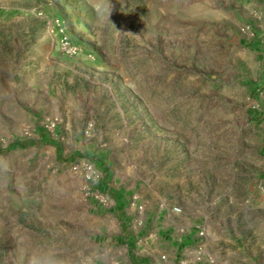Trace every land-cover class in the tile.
I'll return each instance as SVG.
<instances>
[{
    "label": "rangeland",
    "instance_id": "rangeland-1",
    "mask_svg": "<svg viewBox=\"0 0 264 264\" xmlns=\"http://www.w3.org/2000/svg\"><path fill=\"white\" fill-rule=\"evenodd\" d=\"M261 12L0 0V264L95 263L104 177L195 230L205 264H264Z\"/></svg>",
    "mask_w": 264,
    "mask_h": 264
},
{
    "label": "crops",
    "instance_id": "crops-1",
    "mask_svg": "<svg viewBox=\"0 0 264 264\" xmlns=\"http://www.w3.org/2000/svg\"><path fill=\"white\" fill-rule=\"evenodd\" d=\"M244 1L264 16V0ZM98 189L109 205L99 206L102 222L91 238L98 250L93 264H205L197 232L171 211H152L139 199L130 201L107 177Z\"/></svg>",
    "mask_w": 264,
    "mask_h": 264
},
{
    "label": "built area",
    "instance_id": "built-area-1",
    "mask_svg": "<svg viewBox=\"0 0 264 264\" xmlns=\"http://www.w3.org/2000/svg\"><path fill=\"white\" fill-rule=\"evenodd\" d=\"M56 22H57L58 27H60L59 33L62 35L61 40H60L62 49H64L67 54H70V55L75 54L77 49L76 47L72 46V44L69 42L67 37L64 35L63 29H62V22L60 20H56ZM86 177L88 180H91V179L94 180V179L99 178L98 172L92 165L87 166V176ZM97 198L103 205H109V199L106 195L99 193Z\"/></svg>",
    "mask_w": 264,
    "mask_h": 264
},
{
    "label": "trees",
    "instance_id": "trees-1",
    "mask_svg": "<svg viewBox=\"0 0 264 264\" xmlns=\"http://www.w3.org/2000/svg\"><path fill=\"white\" fill-rule=\"evenodd\" d=\"M24 145V144H23Z\"/></svg>",
    "mask_w": 264,
    "mask_h": 264
}]
</instances>
